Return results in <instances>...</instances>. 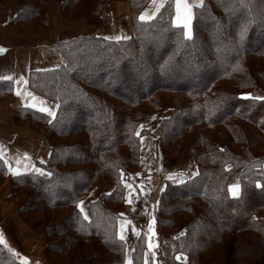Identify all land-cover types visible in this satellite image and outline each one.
Instances as JSON below:
<instances>
[{
	"label": "trees",
	"instance_id": "1",
	"mask_svg": "<svg viewBox=\"0 0 264 264\" xmlns=\"http://www.w3.org/2000/svg\"><path fill=\"white\" fill-rule=\"evenodd\" d=\"M0 1L21 4L7 25L10 31L49 30L54 0ZM58 1L64 18L78 10L79 18L86 16L93 25L101 23L106 5L128 1L134 35L118 42L102 36L63 40L54 46L60 66L29 74L31 89L59 106L53 119L17 109V114H29L33 125H43L41 131L52 147L44 168L52 175L13 176L11 198L26 195L20 215L46 235L47 259L54 260L55 255L69 257L68 264H124L125 243L118 236L113 212L123 199L121 173L138 167L141 120L164 106L173 108L156 131L165 152L175 158L192 155L200 174L185 183L168 184L156 212L154 239L141 236L133 264H143L144 251H153L149 241L154 244L155 240L161 248L158 241H167L164 230L173 229L176 214L178 228L186 229V234L167 245L170 264H181L173 261L179 252L188 255V264H220L205 263L203 254L213 249L225 231L236 235L252 231L264 240V219L255 217L264 212V156L257 154L264 146V99L252 98L264 97V0L224 4L205 0L196 9L191 39L184 36L182 26L175 25L171 2L155 19L144 22L138 20L139 13L151 0ZM243 11L248 16L242 18ZM12 92V82H0V101ZM7 178L8 168L0 157V185ZM97 178L116 188L91 203L85 219L78 204ZM236 181L241 197L232 199L228 185ZM45 210H64L67 216L40 227L34 217ZM183 215H190L187 222ZM221 215H234L237 227L212 224ZM153 256L164 257L159 249ZM0 264L30 263L0 242Z\"/></svg>",
	"mask_w": 264,
	"mask_h": 264
},
{
	"label": "rangeland",
	"instance_id": "2",
	"mask_svg": "<svg viewBox=\"0 0 264 264\" xmlns=\"http://www.w3.org/2000/svg\"><path fill=\"white\" fill-rule=\"evenodd\" d=\"M55 1L59 2L58 0L52 1L50 4V8H51L52 3ZM218 1H219V4H224L228 0H218ZM169 2H171L174 8L173 21L175 25H178L176 23L175 0H167L164 3L163 7L167 5V3ZM112 3H114V5L118 4L119 6H122V4H125V5L121 9L119 15H115L114 17L112 14H109L107 15L106 18H104V13L106 14L108 13L109 6H111L110 4ZM152 3H153V0H151L150 3H148V5L143 10L140 11L139 16L145 11L152 9L151 7ZM204 3H205V0H203L198 7H194L193 9L194 15L196 13V9L202 7ZM163 7H161V9L153 16L151 20L155 19L158 16V14L163 9ZM50 8H49V19H50L49 30L51 29V21H52ZM126 9H128L127 14H129L127 16H125ZM247 9L251 10V8H247ZM77 11L78 10L72 11L73 13L71 12L69 19L64 18L61 12V5H60V15L64 20L75 22L81 19H85L87 24L97 29L101 28V32H100L101 35H94V36H102L108 41L118 42V41H126L134 35L132 5L128 1H124V2L115 1V2H111L108 5H106L103 8V11L101 14L102 15L101 23L97 25H93L89 23L88 18L86 16L79 18L80 13L79 11L78 12ZM239 15L242 18L245 16H248L247 13H245L244 11L241 12ZM193 19L191 20V30H192ZM138 20L141 21L140 19ZM151 20H145L144 22H148ZM118 28L120 29V31L124 33L123 35L120 34L121 32L117 33ZM31 30L32 28L29 29V31H27L29 32L27 34H44L49 31L47 30L44 32L43 29H39L38 32L36 31L33 32ZM109 30H110V33H109L110 35L109 37H107L105 36V34ZM12 32H15V31H12ZM116 37H122V38L116 39ZM53 51L55 55L59 58L60 64H61L62 60L57 55L56 50L54 49ZM126 57L132 58V55L126 54ZM256 67L260 68V65L257 64ZM91 79H92V76H91ZM227 90H230V89H227ZM161 97H165V95L162 94ZM56 104L58 105V103ZM172 109L173 108L170 106H164L159 111L150 113L149 115H146L141 120V123L139 124V127H138L139 129L138 132L140 134V152H139L138 167L135 170L129 171L128 173H125V172L121 173L122 184L124 186L123 199H122L121 205L118 206V208H115L114 210L113 209L112 210L117 215V218H118L119 238L121 235V226L123 225V235H124L123 241L125 243L124 264H129V262L130 264H133V252L135 251V248H137L142 235L146 234V236L151 238V240L154 239V231L156 229V212H158L159 210L161 196L163 192L167 189L168 184L171 183V184L176 185V184L185 183L189 180L194 179L200 174V169H199L197 160L192 155H188L182 158H175L171 155H168L165 152L162 141L159 138V133L156 132L158 127L161 125L162 121L171 115L170 111L172 112ZM166 112H168V115H169L167 117H165ZM50 118L53 119L52 117ZM36 124H37L36 126L34 125L36 128H39L40 130L44 128L42 124L40 123H36ZM258 153H260L261 156H264V146L257 149V154ZM45 172L47 173L46 169H45ZM3 184H1L0 187ZM232 184H238L240 186V193L242 192L241 185L239 184L238 181L228 185V194L230 198L238 199L239 197H241V194L239 197H233L231 195V192L229 191V186ZM97 185H105L109 187L110 192H104L100 194L98 197H96L95 199H90ZM128 185H131V187H128ZM10 188H11V185H10ZM109 188H107V190H109ZM115 188H116L115 184L105 182L101 178L96 179L92 189L87 193V195L83 199L80 200V201H83V205H85L86 203V214L88 217H89L90 204L97 200H100L104 196L111 195L114 192ZM22 195L26 196L25 194L21 193L19 196L15 198H11V196H9L8 199L10 201H13V199H16ZM257 198H261V197H257ZM25 202L23 203L21 209L25 205ZM78 209H79V206H78ZM0 210L3 211V206L1 205H0ZM52 211L53 210H50V212ZM54 211H53L54 214H50L49 210H45L43 213H40V215H36L34 217L35 218L34 223H37L41 227V226H44L47 223V221L51 223H59L65 218V216H67L64 210H54ZM82 215L84 216L83 213ZM255 215H256L255 217L259 221L261 222L263 221L264 212H260L259 214H255ZM20 217L24 221L21 215ZM49 217H51L52 220L49 221ZM45 218H47L48 220H46ZM182 218H184L183 220L187 222L190 218V215H183ZM234 218H235L234 215H229L227 217L223 215L217 216V219L213 221L212 224L223 225L228 228L229 227L231 228L234 225L235 227H237L238 223L237 221L234 222ZM153 220H154V223H153ZM172 220L174 221V224L171 226L173 227V229L164 230L166 233V234L164 233L165 237H168V239H165V238L163 239L167 241L165 242H162L160 240L158 241L161 244V248L163 244V249L158 248V244H155L156 243L155 240H154V244L152 241V245H153L152 248L154 249L153 251L151 250L144 251L143 264H170L169 259H168L169 257H166L167 245L169 243H173L174 240L179 239L180 237L186 234V229L178 228L179 214H176L175 216H173ZM24 223L33 231L38 232L37 230L33 229L29 224H27L25 221ZM235 235L236 234H234L231 231H225L223 235H221V238L218 240V243H216L213 246V249L210 248L211 250L209 249L207 252L203 254L205 263L206 262L209 263L211 261H218L217 263H220V264L221 263L222 264H264V240L261 238L260 234L257 235L252 231H246V232L243 231L241 233L238 232V234L236 236ZM0 242L3 243L1 238H0ZM46 243H47V238H46ZM3 244L6 245V247L9 249L11 253H14L15 255H17L15 252H13L9 248V246H7L6 243H3ZM158 249L161 251V254L164 256L163 258H161V260H158L155 258V256H153L155 254V250L157 252ZM46 252H47V246L44 252V257H43V262H42L43 264H52V263L53 264H68L67 262L69 261V257L67 256L56 257L55 255H53L51 256V258L54 257V260L49 261L47 259ZM17 256L20 257L19 255ZM177 256H180L181 259L177 260L176 259ZM174 259L175 260L173 259L172 260L178 263H181V264L189 263V257L185 252L176 253L174 255ZM39 263L41 264V262ZM39 263L36 261L32 262V264H39Z\"/></svg>",
	"mask_w": 264,
	"mask_h": 264
},
{
	"label": "crops",
	"instance_id": "3",
	"mask_svg": "<svg viewBox=\"0 0 264 264\" xmlns=\"http://www.w3.org/2000/svg\"><path fill=\"white\" fill-rule=\"evenodd\" d=\"M166 1L163 0V5ZM187 1L192 6L193 13L194 7H198L203 0ZM159 3L160 0H153L152 9L145 11L144 14L153 17L161 9L160 7L158 11L156 10ZM110 5L108 13H104V18L109 14L114 17L119 15L125 4ZM20 10L21 4L18 1L9 5L0 1V82L10 81L13 84L12 94L0 101V157L8 168V178L0 187V205L3 206V211L0 210V238L24 261L30 264L34 261L43 264L47 246L46 237L42 231L36 232L30 229L20 217V209L26 196L22 195L13 201L8 198L12 193L10 179L13 176L27 173L41 174L35 170L36 168L43 169L46 175L44 166L49 162L52 147L46 134L33 125L32 117L26 112L17 114V109L33 110L54 118L58 105L31 89L29 74L33 71L59 67L60 60L53 51L58 42L101 35V28L97 29L87 24L85 19L75 22L64 20L60 15V4L55 1L50 8L52 21L51 29L47 33L12 32L7 25ZM125 11V16L129 15L128 9ZM117 30V33L124 34L119 28ZM109 33L110 30L105 36L109 37ZM33 104L36 106L32 107ZM41 109H48L54 115H49V111ZM168 112L165 117L169 116ZM107 188L109 187L105 185H97L90 199H95L104 192H110V188L109 190ZM83 207L86 213V203Z\"/></svg>",
	"mask_w": 264,
	"mask_h": 264
},
{
	"label": "snow or ice",
	"instance_id": "4",
	"mask_svg": "<svg viewBox=\"0 0 264 264\" xmlns=\"http://www.w3.org/2000/svg\"><path fill=\"white\" fill-rule=\"evenodd\" d=\"M243 2V0H241V3ZM160 7H163V0H160V3L157 5V11L159 10ZM175 7H176V23L180 26L183 27L184 31V36L188 39L192 38V30H191V20L193 19V13L191 11L192 6L187 2V0H175ZM153 17L152 15H147L142 13L139 16V19L141 21H145V20H151ZM246 31V26L241 28L240 31V38L243 39L244 37V32ZM122 37H116V39H121ZM20 94V93H18ZM248 96H251V94H246ZM253 99H264V97L261 96H256V97H252ZM36 105L33 104L32 107H35ZM42 111H49V115H54V113H52L50 110L48 109H41ZM137 135H139V133H137ZM37 172L41 173V174H45L44 170L41 168H36L35 169ZM47 175H52L51 172L46 173ZM128 187H131V185H128ZM229 191L231 192V195L233 197H239L240 196V186L238 184H232L229 186ZM83 205V201L79 202V211L81 213L84 214V218L88 219L87 214L85 213V209L82 206ZM154 223V220H153ZM120 239L123 240L124 239V235H123V225L121 226V235H120ZM149 247H153V245L151 244V241H149ZM177 260L181 259L180 256L176 257ZM25 260H27V258H25ZM130 264V262H129Z\"/></svg>",
	"mask_w": 264,
	"mask_h": 264
}]
</instances>
